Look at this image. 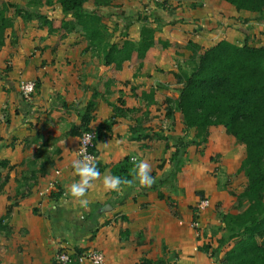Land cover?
<instances>
[{"label":"crops","instance_id":"0c3cea01","mask_svg":"<svg viewBox=\"0 0 264 264\" xmlns=\"http://www.w3.org/2000/svg\"><path fill=\"white\" fill-rule=\"evenodd\" d=\"M221 1L205 0L201 4L198 0L193 4L192 0L188 3L195 9L191 11L192 19H196L194 22L200 18V12H206V16L214 19L211 23L207 22L210 27L201 36L191 34L192 42L204 48L221 39L239 45L264 44V20L255 13L234 10L227 2ZM224 5L228 6L225 9L229 13L219 14L220 10L216 7L224 8ZM90 6H95L94 9L101 14L102 23H109L111 13L105 10V6L91 1L85 4L86 9ZM34 8L22 5L20 14L23 12V17L30 19L29 13L38 12ZM121 12H117L118 17L126 15ZM181 17L174 14L167 20L181 25ZM232 17L236 21L229 28ZM127 18L133 20L131 16ZM246 18L252 21V24H246L251 29L243 26ZM51 22L57 21L54 19ZM21 23L19 17L6 29L5 42L0 47L2 223L12 227L14 234L31 235L29 243L37 247L38 252L29 249L28 254L36 257L46 253L45 258L52 263L60 249L80 248L83 251L92 248L104 252V264H139L143 257L166 261L175 255V261L170 260L172 264H193L196 263L194 258H190L193 252L200 264L204 253L195 249L198 242L193 239L195 231L189 226L192 214L187 216L188 222L184 225L178 220L181 226L177 228L174 213L165 198L159 196L162 193L170 197L175 207L182 206L184 209H192L190 204L197 198L181 185L180 180H175L177 171L163 168L165 163L158 165L162 154L166 160L167 151L173 152L172 145L177 140L169 143L168 147L162 140H151L152 136L161 132L160 97H178L180 84L175 83L171 88L174 83H170L180 74L177 65L173 66L175 62L164 51L163 56L154 58L147 54L142 63L125 61L116 67L114 63L105 62L101 46H93L78 23L76 32L67 35L69 42H64V39L60 42L57 40L59 34L49 35L45 29L41 33L39 28H34L38 33L27 34L19 29ZM11 33L15 36L8 37ZM35 35H38L37 39L32 41L31 37ZM75 36L77 40L82 39V46L87 42L88 48L72 44L70 41H77ZM187 50L190 56L191 51ZM21 75L37 81L30 102L25 101L19 92ZM158 81L161 82L159 90L153 88L157 87ZM178 113L181 119L179 110ZM83 122L94 129L105 122L110 123V129H104L96 140V163L101 178L94 181L87 192V207H82L78 200L66 195L68 186L79 179L73 174L71 163L77 158L80 134L72 133V127H80ZM179 137L176 135L174 139ZM220 141L222 146L224 140ZM125 156H135L150 164L151 175L155 178L151 187L144 188L137 183L133 188L122 186L119 193L104 189L103 176L113 175L111 168ZM244 156V148L241 155L229 149L224 166L240 168ZM205 193L211 196L213 204L222 203L224 208L225 202H235L233 195L223 203L219 202L213 190H205ZM233 204H236L235 212H241L248 202ZM13 233L6 236L8 240ZM4 238L1 234V261H5L4 264H21L15 252L2 248ZM233 243L229 240L221 255ZM209 261L210 264H219Z\"/></svg>","mask_w":264,"mask_h":264},{"label":"trees","instance_id":"16d2710c","mask_svg":"<svg viewBox=\"0 0 264 264\" xmlns=\"http://www.w3.org/2000/svg\"><path fill=\"white\" fill-rule=\"evenodd\" d=\"M89 1L106 6L113 0H57V3L64 13L74 14L76 23L85 31L93 46L103 47L107 64L114 63L120 67L125 61L142 63L147 51L156 43L155 28L142 25L138 41L125 37L111 43L104 33L101 14L86 9L85 4ZM222 1L236 10L255 13L264 20V0ZM151 15L155 16L154 13ZM136 18L139 19V16ZM143 18L148 19L149 16ZM9 26L11 19L0 11V47L4 45ZM186 47L191 51V59L198 58L193 61L191 71L182 70L178 74L177 83L180 86L173 103L181 114L184 126L193 130L197 139L207 140L209 129L222 126L232 139L244 146L245 156L240 169L247 180L242 193L248 202L247 207L241 212H227L221 216L225 228L230 231L224 248L214 246L212 252L211 244L202 242L196 251L212 254L219 264H264V44L239 45L221 39L204 48L189 40ZM170 99L166 98L167 101ZM83 120L86 119L83 117ZM83 123L80 127L73 126L72 133L94 130L97 140L104 129H110L109 122L95 129ZM132 168L131 158L125 156L111 168V172L115 176L131 178L129 172ZM159 196L165 198L170 208H174L170 197L162 193ZM172 212L177 214L175 210ZM191 214L192 219H197L196 206H192ZM229 240L234 241L233 245L221 255ZM77 251L82 249L77 248ZM53 264L61 263L53 258ZM139 264H166V261L143 257Z\"/></svg>","mask_w":264,"mask_h":264},{"label":"rangeland","instance_id":"374dc122","mask_svg":"<svg viewBox=\"0 0 264 264\" xmlns=\"http://www.w3.org/2000/svg\"><path fill=\"white\" fill-rule=\"evenodd\" d=\"M181 1L183 2L182 4L179 3ZM181 1L162 0L157 2L155 0H113L109 5H106L105 7L103 6L105 10H107V12L111 13L110 21H108L109 23L105 22L104 33L110 42L121 41L124 37H128L133 41H138L140 38V31L142 25L154 27L156 30V43L147 51V54H150L151 57L155 58L157 56H163V54H165L164 51H166L169 54V57L171 58L172 62H175L173 66L177 65V70L179 69L178 73L182 72V70H180L182 68H184L183 70L189 72L191 71V67L194 63L193 61H195L198 57H193V59H191V57L188 56L189 53L186 49V46L188 44L187 41H189V39L194 40L192 39L194 33H198L201 36L202 32L208 30V28L210 27V24L208 25L207 22L211 23L214 21V19L211 16H206V12H200L198 13V15H200L201 19L198 18V21L194 22L196 19H192L193 17H191V11L193 12V10L195 9H192V4L188 5V3H191L192 0ZM200 1L201 4L205 3V0ZM197 2L198 0H194L193 4H196ZM22 5H30L32 7L34 6V9H37L38 12L36 14L29 13V16H31L30 19L28 17L24 18L23 12H21L20 14V11L22 10ZM227 7V5H224V8L223 6H217L216 9L220 10L219 14H222V12L228 14V10L225 9ZM232 7L234 8V10H236L234 6ZM94 8L95 6L88 7L90 11L95 10ZM194 8H196V6H194ZM203 9H206V7H204ZM97 10H99V8ZM0 11L4 14L6 18L11 19V24H14V21L20 17L22 23L19 29L25 31L27 34L37 32V30L34 28H39V31H41V33L45 29V31H47L49 35L56 36L59 34L60 36L59 38H57V40H60V42H62L63 39L64 42H69V40L66 39L67 35H69V33L76 32V17L73 13H64L58 5L57 0H0ZM115 12L116 14H114ZM117 12H121L122 14L126 15H124V17H118L119 13ZM152 13L157 16L156 18L159 17L161 19H156L155 16L151 15ZM174 14L182 15L181 25L178 24V22H176L177 25H174L175 23H172L173 20H167L169 17L173 18ZM128 15L131 16L133 20L127 18ZM137 15L139 16V19L136 18ZM144 16H149V18L144 19ZM140 17H142L143 19ZM233 18L234 17H232L231 19ZM54 19H56L57 22H51ZM70 20H72V22ZM234 21L236 20L233 19L229 21V28H231L230 26ZM251 22L252 21H249V19L246 18V22L243 26H246L248 29H251L249 28V25H246L247 23L252 24ZM191 34L193 35L192 38ZM204 35L202 36L203 38ZM14 36V33L8 34V37ZM35 36L36 37H31L32 41L34 39L36 41L38 35ZM76 37L77 36H75L74 39H76ZM41 38L42 36L39 38V40H41ZM81 40L78 39L77 41L70 42L72 44H76L77 46L88 48V43L85 42V44H83L82 46ZM79 41L80 45H78ZM207 43L208 42H206V44ZM101 48L103 47L101 46ZM100 51L102 54L103 50ZM11 62L13 61L11 60ZM21 79L34 80L36 82L37 88V81L35 79L25 78L22 75L20 80ZM20 80L18 82L19 92ZM165 82L166 81H163V83ZM160 83V81L156 82L157 87L153 88H159L158 85ZM170 83H174V85H171V88H174L175 83L177 84V79L174 82ZM152 86H154V82L152 83ZM166 89H164V91H167ZM164 97L165 96L160 97V102L162 104V113H160L159 115L162 118L160 120L161 126L159 130H161V132L159 133V135L152 136L153 138L151 140H162V142L167 145L166 147H168L170 145L169 143H172L173 140H177V142L172 145L173 152L170 151L168 153L167 151V161L163 159L164 156L162 154L158 165H162L165 163V166L163 168H168L169 170L171 169L172 171H177L175 180H180L181 185L184 188H187L188 192L191 191V195L193 194L192 196H197L196 201H192V204H190L192 206H196L199 200H201L203 197L209 196L205 193V190H213L214 194L217 195V198H219V202L224 203V200H228V198L233 195L235 202L243 200L240 204H245L247 202L245 200L246 198L242 196V193L246 188L247 181L244 172L238 167H233L232 169L229 166H224L225 164L223 163L225 155L229 149L234 151L236 155H241L242 148H244V146L238 141H234V139H232L230 135H228V133L222 126L212 127L211 129H209L207 140H201L202 138L197 139L194 135V131L184 126V123L180 119L177 106L175 103H173V98H171L170 101H167ZM221 134H224L223 137L218 136ZM176 135L180 137L174 139V136ZM220 140H224L222 146L219 145V143L221 142ZM168 159H170V162L168 161ZM166 164L168 165L167 167ZM170 178L174 179V176H171ZM209 198L211 200L210 207L202 213L199 219L201 223V229L199 231L200 234L197 237H192L193 239L195 238L194 240L198 242L195 245V249L198 248L200 243L208 242L211 244L210 251H212V249H214V246L223 247L225 245V242L227 241L226 238H228V235H230V231L225 228V224H222L223 220L221 219V216L226 215L225 213L227 212H235L237 209V203L233 204L235 202H229V204H226L225 202L224 204L226 205V208H224L222 207V203L213 204L211 196ZM173 206L174 208H170V211L175 210L177 213L175 215L176 218L174 219V224L178 228L179 226L184 225L188 222L187 216H189L191 213V207L189 206L190 208L184 209V207L182 206H180L179 208L177 205L175 207V205L173 204ZM182 212H185L184 216ZM178 220L181 225L178 224ZM12 229L13 228H9L7 224L4 225L1 220L0 164V264L5 263V261H1V234H4L5 237L2 240V242H4L2 248L15 252L20 258L21 264H53L45 258L46 253L44 255L39 254L36 255V257H31V255L28 254L29 249L38 252L37 247L35 248L33 244L29 243L31 235L25 234L20 236L19 233L14 234L11 231ZM12 233V238L8 240L6 236ZM190 254V258H194L196 260V263L193 264H198L199 261L197 254L195 252ZM203 255L204 257L202 261H200V264H210L209 260L214 261L215 259L212 254L204 253ZM172 257H170L169 259L166 257V264H172L170 260L175 261L177 255Z\"/></svg>","mask_w":264,"mask_h":264},{"label":"clouds","instance_id":"9594fccd","mask_svg":"<svg viewBox=\"0 0 264 264\" xmlns=\"http://www.w3.org/2000/svg\"><path fill=\"white\" fill-rule=\"evenodd\" d=\"M29 91L33 85H27ZM91 137L87 136L82 141L79 149V156L71 163L73 174L79 179L68 186L66 195L78 200L82 207H87L89 201L85 198L87 192L93 187V182L101 178V173L97 167L95 158L87 153V145ZM133 168L129 172V176L120 177L106 174L103 176V187L107 191L121 192L122 186L133 188L137 183L144 188L151 187L155 183V178L151 175V166L146 160H138L137 157H131Z\"/></svg>","mask_w":264,"mask_h":264},{"label":"built area","instance_id":"2783aa9c","mask_svg":"<svg viewBox=\"0 0 264 264\" xmlns=\"http://www.w3.org/2000/svg\"><path fill=\"white\" fill-rule=\"evenodd\" d=\"M157 2L162 0H155ZM33 85L31 91L28 90L27 85ZM20 94L25 101H32L34 91L36 90V82L30 79H21L20 80ZM87 136H90L91 139L87 145V153L95 158L97 162L98 153L96 150V137L97 133L94 130H83L80 134L79 138V145L77 149V157L79 156V149L81 147L82 141ZM210 200L207 197L202 198L199 200L198 204L196 205V214L197 219H192L190 221V227L195 231V235L198 236L199 229L201 228L200 217L202 213L209 207ZM197 231V232H196ZM54 259L61 264H84L86 262H90L92 264H104L105 263V254L103 251L98 249H86L81 252L77 250H68V249H60L58 250L55 255Z\"/></svg>","mask_w":264,"mask_h":264}]
</instances>
